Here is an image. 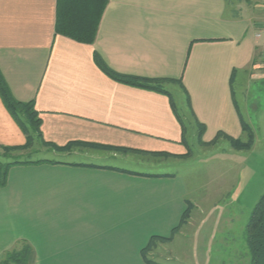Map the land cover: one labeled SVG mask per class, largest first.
I'll return each instance as SVG.
<instances>
[{
	"label": "crops",
	"instance_id": "0c3cea01",
	"mask_svg": "<svg viewBox=\"0 0 264 264\" xmlns=\"http://www.w3.org/2000/svg\"><path fill=\"white\" fill-rule=\"evenodd\" d=\"M57 4L0 0V70L10 92L34 101L46 142L71 144L41 146L48 161L11 166L0 180V261L28 242L30 264H150L143 248L170 236L191 204L201 219L192 215L160 244L166 260L184 237L195 264H233L240 253L250 263L245 228L262 194L243 185V162L256 145L243 153L232 139L248 138L243 122L255 129L243 107L264 81V0H108L93 43L56 32ZM95 53L120 73L160 79L166 93L115 80ZM186 118L202 146L231 148L208 158L227 166L208 175L227 194L212 211L210 194L192 195L181 171L193 154ZM208 132L215 136L206 140ZM26 141L0 93V148ZM86 228L106 233L84 239Z\"/></svg>",
	"mask_w": 264,
	"mask_h": 264
},
{
	"label": "trees",
	"instance_id": "16d2710c",
	"mask_svg": "<svg viewBox=\"0 0 264 264\" xmlns=\"http://www.w3.org/2000/svg\"><path fill=\"white\" fill-rule=\"evenodd\" d=\"M107 3L108 0H58L56 32L69 36L79 42L93 43L96 39L99 22ZM95 60L106 74L117 81L166 93L160 85V79L120 73L111 68L98 53H95ZM0 93L8 110L27 137V141L24 145L1 147L5 153L25 151L36 145L47 146L60 151L71 147V144L60 147L46 142L43 139L41 133V118L38 111L35 109L34 101L21 102L16 100L10 92L1 70ZM202 125L203 128H205V125ZM243 128L248 138L246 141L242 139H232V146L236 148L251 147L254 143L252 127L247 122H243ZM2 157L14 158V160L11 161H2L0 158V180L3 184L7 181L11 166L19 164H36L48 161L46 159L34 160L31 158V155L26 159H24L23 156L11 154ZM190 211L191 204L188 205V208L184 211L180 224L173 229L170 236H153L150 239L148 245L142 250V255L146 262L150 264H159L148 260L146 258V251L156 240H171L181 226L186 223ZM245 236L250 255V264H264V193L251 211L245 228ZM33 251L31 244L23 242L20 249L9 252L6 257L0 261V264H30Z\"/></svg>",
	"mask_w": 264,
	"mask_h": 264
},
{
	"label": "rangeland",
	"instance_id": "374dc122",
	"mask_svg": "<svg viewBox=\"0 0 264 264\" xmlns=\"http://www.w3.org/2000/svg\"><path fill=\"white\" fill-rule=\"evenodd\" d=\"M177 90H178V88H177ZM173 94H174V97H175V100L177 102V105L179 107L180 112L185 116V109H186L185 108V106H186L185 100L186 99L183 98V100H182V97L180 96V94L182 95V92H180L179 90L175 91V89H174ZM237 94H238V98L240 101V105L242 106L241 101H243V99H241V93H240L239 86H238ZM251 94L253 95L252 96L253 98H252V100H250V106H249V108L243 107V111L245 112L244 114L247 116V119H249V118L252 119L254 126H255L254 127L255 129L253 131L254 143L251 147H253L254 144L256 145V150H255L256 153H254L248 159L244 158V162H243V173H244L243 185L246 182L247 184L251 185L254 189L256 188L257 192H260V194H263L264 193V191H263L264 190L263 189L264 188V81L261 83H254V85L252 86V89H251ZM257 97H261V100L259 102L260 105L258 107H256V109H255V106H253V104H256L255 101H257L256 100ZM243 104H244V101H243ZM190 121H191V123L189 122L188 119L186 120V122H187L186 123L187 124V134H188L187 136H188V140L190 141L193 154L191 156V160L189 161V163L187 165H185L181 169V171L186 176H188V182L190 183L192 195L196 194L197 197H200V196L203 197L204 196L202 198V200H203L205 198L204 193L207 194V192H208L210 194V195L208 194L210 196V200L208 201V203H207L208 205H206V206L207 207L212 206L210 208V210L212 211L215 204L218 205L219 202H223L224 200H226L227 194L224 191H223L224 193L220 194L221 185H219L220 181L217 179V176H211V178H210L208 175L217 173L221 170H224L227 168V166H222L220 164H216V161H212L208 158L211 156L212 152H214V151H217V150H220L223 148H226L227 150H229L231 148L228 146V144H226L227 143L226 141L221 142V144L219 143L216 147L202 146L203 144H202L201 133H199L197 126H195L193 120H190ZM213 134L214 133H210V132L206 133V135H205L206 140H209L212 137H214L215 135H213ZM243 140L246 141L247 138L243 139ZM251 147H241V148H237V149L244 151L243 153H247V150H249ZM42 148L43 147H41L40 145H36L33 148L25 150V151H13L11 153H5L3 151V149L0 148V158L2 161H11V160H14L13 157L4 158L2 156L8 155V154L17 155V156L20 155V156H23L24 159H26L29 157V155H31L32 159L38 160V159H42V158H45L46 156H48V154H46V153L44 154L43 152H41V151H43ZM233 148H236V147H233ZM226 165H229V164H226ZM38 174L40 175V178H41L42 177L41 176L42 175L41 169L37 172V175ZM34 186L35 185H29L30 188H32ZM38 187H41V185ZM199 187H201L202 190L199 189V191H195ZM192 215H194V218H198V221L201 219L200 216L197 215V211L194 212V207L191 205L190 215H189L188 219L186 220V223L183 224L181 226V228L175 233V235L173 236L174 238L178 232L182 231L184 227L186 228V224H189L188 221H190V218L192 217ZM179 224L180 223H178V225ZM192 229H195V227H193L189 230H192ZM186 230L187 229H185V231ZM188 231H186V233H189ZM102 232H103V234H105L106 229H100L98 231V229L86 228V229L82 230V233L84 235L83 236L84 239H86L87 236H89V235L95 236V237L100 236V235H102ZM162 242H164V240H156L149 247V249L146 251V258L148 260H151L155 263L167 262V264H195V262L188 260V253H190V250H192V245H191V243L188 244V241L186 238L180 237L178 240H176L174 242V254L175 255H174V260H172V261L166 260V256L168 255L167 252L164 253L163 251H160L159 246ZM211 246H214V248H215V246H217V245H211ZM214 255L217 256V253L214 252L213 256ZM189 256H190V254H189ZM246 256H247L246 254L240 253L238 255V258L235 259L233 264H250L248 261V258ZM126 262L130 263L129 260H127ZM131 263L134 264L133 260L131 261ZM200 263L202 264V261ZM88 264H91V262H88ZM209 264H219V263L216 262L214 259V261H211Z\"/></svg>",
	"mask_w": 264,
	"mask_h": 264
},
{
	"label": "built area",
	"instance_id": "2783aa9c",
	"mask_svg": "<svg viewBox=\"0 0 264 264\" xmlns=\"http://www.w3.org/2000/svg\"><path fill=\"white\" fill-rule=\"evenodd\" d=\"M263 31H264V28H263ZM258 36H261V32L258 33ZM258 69L264 75V49L262 51L261 59H260V62L258 64Z\"/></svg>",
	"mask_w": 264,
	"mask_h": 264
}]
</instances>
